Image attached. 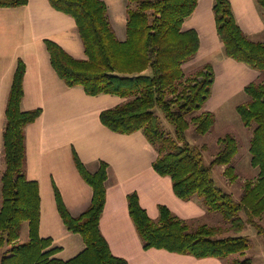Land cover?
<instances>
[{
	"label": "trees",
	"instance_id": "16d2710c",
	"mask_svg": "<svg viewBox=\"0 0 264 264\" xmlns=\"http://www.w3.org/2000/svg\"><path fill=\"white\" fill-rule=\"evenodd\" d=\"M52 7L72 16L82 40L83 58H76L51 39H45L50 61L57 75L69 87L81 86L90 95L114 94L124 98L120 104L104 109L101 122L111 130L129 134L141 130L155 147L153 168L172 180L174 193L182 200L199 199L209 210L220 212L230 222L231 234L221 235V227L180 218L166 205H158V218H151L140 204L136 192L127 195L129 214L143 247L164 248L195 257H217L225 264H254L241 257L249 247L239 235L246 224L255 226L264 237L260 222L264 214V81L252 80L244 87L249 100L236 109L245 125L254 122L250 141L251 163L258 167L256 180L245 181L240 201L219 188L211 166L226 165L233 176L231 161L238 151L229 133L218 139L219 150L204 162L205 146L190 143V125L197 133L207 132L215 121L212 111H200L211 96L214 70L205 63L186 76L184 64L199 50L196 29H184V21L195 11L198 0H127L126 37L119 39L108 18L103 0H48ZM28 0H0V7L25 5ZM264 9V0H256ZM212 10L224 53L251 68L264 70V42L249 37L237 22L230 0H214ZM25 63L18 59L5 108L1 176L0 246H6L0 264H128L113 254L100 229L106 202L108 164L100 161L90 171L75 151L74 164L92 187L88 207L73 216L61 193L54 186L57 210L66 228L81 235L85 247L74 257H55L59 251L50 237L39 234L41 197L39 183L25 175L27 124L35 121L41 108L22 110ZM161 116L173 128V135L162 127ZM246 214L243 219L239 211ZM26 240L20 239L24 222ZM238 255V256H235ZM235 256V257H234Z\"/></svg>",
	"mask_w": 264,
	"mask_h": 264
},
{
	"label": "crops",
	"instance_id": "0c3cea01",
	"mask_svg": "<svg viewBox=\"0 0 264 264\" xmlns=\"http://www.w3.org/2000/svg\"><path fill=\"white\" fill-rule=\"evenodd\" d=\"M103 1L111 27L117 37L118 32L122 36L126 0L121 6L116 0ZM213 1L199 0L195 11L183 23L184 29L198 31L200 54L217 53L223 47L216 29ZM230 2L243 31L249 37L260 36L264 32V9L256 0ZM45 39L55 41L73 57H85L74 18L52 7L48 0H28L22 6L0 7V158L4 160L2 134L6 103L18 59H22L25 74L20 107L23 111L37 107L42 110L24 128L25 175L39 183V234L50 237L52 245L59 248L54 256L67 260L85 247L81 235L64 225L54 197L56 186L73 216L81 214L91 201L93 189L74 164L72 152L75 151L90 171H95L100 161L108 164L100 229L113 254L125 258L128 264H225L226 260L217 257L199 258L164 248L143 247L129 214V193H137L140 204L154 220L160 204L186 220L203 214V208H194L193 200L180 199L173 191L171 177L155 171L153 161L158 153L143 131L119 133L101 122V111L120 104L124 98L105 93L90 95L81 86H67L51 64ZM219 64L223 74L230 70L224 80L246 76L253 69L231 57H224ZM236 80L227 81L224 88H231ZM4 169V164H0L1 176ZM262 251L256 252L254 264H264Z\"/></svg>",
	"mask_w": 264,
	"mask_h": 264
},
{
	"label": "rangeland",
	"instance_id": "374dc122",
	"mask_svg": "<svg viewBox=\"0 0 264 264\" xmlns=\"http://www.w3.org/2000/svg\"><path fill=\"white\" fill-rule=\"evenodd\" d=\"M120 4L123 3V0H116ZM127 2V0H126ZM206 0H202V3H205ZM199 3V0H198ZM197 8V7H196ZM121 34V32H120ZM118 32V38L126 37V23L122 31V36ZM252 39L264 42V32L260 36H251ZM227 57L224 53L223 47H220V51L217 53H201L197 52L196 56L184 64V69L186 71V76L190 75L191 72L195 71L197 68L202 66L205 63H211L214 67V83L211 86V96L202 106L200 111H212L215 115V121L211 128L205 133H197L193 126L190 125L186 131V137L192 144L198 146H205L203 150L204 162L207 165H211V161L219 150L218 139L225 134H231L237 142L238 151L231 161L233 166V176L226 173V165L215 164L211 166L212 177L215 184L223 189L225 192H228L232 195L235 201H240L243 195V185L245 181L256 180L258 177L259 169L251 163V153L249 151L250 141L254 135L255 123L252 122L250 125H245L241 120V117L236 109L237 105L244 103L249 100V96L244 90L245 84L249 83L252 80L264 81V70L258 71L251 69L250 73L246 76L239 77L235 81V84L231 88H224L227 86V81H233L237 78L230 77L229 79L226 76L229 75V71H225L226 74H223L221 67H218L221 61ZM222 74V75H221ZM226 75V76H225ZM225 76V77H224ZM162 127L167 130V132L173 135V128L166 122V120L161 116ZM0 164L5 167L4 160L0 158ZM194 201V208H203V214L196 215L194 218L188 220H195L196 223L206 224L208 226H218L222 230H225L221 235L226 236L231 234L229 231L230 222L224 218V216L215 210H209L206 208L199 199H191ZM2 203V194H1V174H0V206ZM240 216L245 219L246 214L242 210L239 211ZM158 218V217H157ZM156 218V219H157ZM264 226V214L260 220ZM246 236L249 242V247L243 258L250 257L254 259L257 255V251L264 250V237L260 235L251 224H246L241 234ZM28 236V224L25 221L23 223L20 237L23 240H26ZM6 246H0V259L2 253L6 251ZM263 252V251H262ZM238 256V255H235ZM234 256V257H235Z\"/></svg>",
	"mask_w": 264,
	"mask_h": 264
}]
</instances>
